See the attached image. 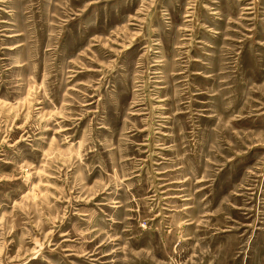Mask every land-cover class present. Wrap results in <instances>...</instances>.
Listing matches in <instances>:
<instances>
[{"label": "rangeland", "instance_id": "1", "mask_svg": "<svg viewBox=\"0 0 264 264\" xmlns=\"http://www.w3.org/2000/svg\"><path fill=\"white\" fill-rule=\"evenodd\" d=\"M0 264H264V0H0Z\"/></svg>", "mask_w": 264, "mask_h": 264}]
</instances>
